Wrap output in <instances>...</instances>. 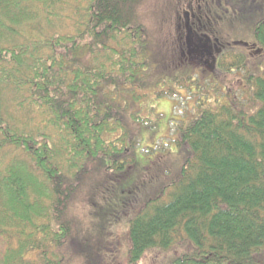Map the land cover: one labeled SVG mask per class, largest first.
Masks as SVG:
<instances>
[{"label": "trees", "instance_id": "obj_1", "mask_svg": "<svg viewBox=\"0 0 264 264\" xmlns=\"http://www.w3.org/2000/svg\"><path fill=\"white\" fill-rule=\"evenodd\" d=\"M142 2L0 0V264H71L75 254L98 264L81 249L105 219L80 238L76 202L96 195L104 178L125 195L124 182L141 173L137 160L153 166L136 154L131 128L149 122L139 112L148 92L166 97L178 93L160 89L167 81L178 91L189 85L153 52ZM224 2L237 11L235 21L254 27L256 49L245 57L213 42L215 72L241 73L245 96L238 100L214 80L216 95H202L191 119H171L169 136L151 131L161 149L155 161L167 137L182 157L168 166V179L155 167L150 182L159 190L151 199L129 198L115 211L117 220L131 214L126 264L148 252L163 255L160 264H264V0ZM196 23L191 33L203 30ZM137 177L134 190L145 186Z\"/></svg>", "mask_w": 264, "mask_h": 264}, {"label": "rangeland", "instance_id": "obj_2", "mask_svg": "<svg viewBox=\"0 0 264 264\" xmlns=\"http://www.w3.org/2000/svg\"><path fill=\"white\" fill-rule=\"evenodd\" d=\"M138 14L148 30L150 40L155 45L152 48L153 52L159 55V59H163V68H167V72L177 73L180 71L182 74L180 83L184 80L186 85H189V88L187 89L184 85H181L182 89L180 87V92L178 87L174 85L175 83L167 81L165 87L162 86L160 89L165 91L169 88L179 94L170 93L168 95L165 94L166 97H158L157 92L159 90L148 92V97L141 107L145 108V110H140L139 112L144 118H149V122L146 125L143 124L142 129L139 126H132L131 128L136 141L140 143L137 146L136 154L142 152L141 154L144 157H151L146 162H154V167L142 169L141 162L137 160L138 167L136 171H141V173H135L134 178L129 176L124 182L127 190L125 195H120V192H117L119 190L117 185L115 184L114 188L110 184L109 178H104L98 181L99 189H96L98 190L96 195L86 196L85 192L76 202L72 212L75 218L74 225L81 228L80 238H84L86 233L93 229L94 221L98 222L101 219L98 218L99 216L105 219V227L90 237V242L86 243L88 247L86 245L81 249V252L85 254L83 256H89V259H93L98 264H126L124 252L128 244L126 222L129 224L131 214L120 215L121 218L117 220L115 219V211H121L123 203L129 198H132L136 204L148 198L151 199L155 190H159V185L156 182L154 184L150 182L155 181L157 178L156 171L158 169H155V167L159 168L161 172L165 171L163 175L166 178L168 177V166L172 165L175 167L178 166L177 162L180 163L182 156L177 157V153L170 143L173 140L171 137H167V140L159 139L162 146L166 148L164 149L165 155L158 157L156 161L154 160V157L157 156L155 154H158L157 152L161 154V149L154 146L158 138L156 137L157 135L152 136L151 131L155 132L160 127L161 131L159 134L169 136L170 131L168 129L171 125L169 123L171 119H178L175 117L179 116L178 114L185 120L191 119L195 112L194 108L197 101L205 99L202 98V95L206 97L210 91L213 92L212 95H216L215 88L217 87L214 85V80L220 82L222 91H228V94L231 95L235 92L238 100L245 96L241 94L242 90H245L241 83V73L236 70L225 75L215 72L217 59L215 58L216 51L213 42H217L221 47L227 46L229 50L234 47L243 52L245 57L250 55L248 49H256L254 27H245L242 20L239 22L235 21L237 20L235 18L238 15L237 11H233L228 3H223V0H143L138 9ZM195 21L197 22L196 25L200 23L199 25L204 27L203 30L197 33H191L189 27ZM259 54L261 53L257 51L251 57L256 58ZM252 62L258 63L259 60L254 59ZM184 70H188L190 73L184 72ZM204 72H209L217 78H211V75H208L209 73L204 74ZM167 77H171V75ZM208 77L212 79L211 82L207 80ZM206 80L209 83L205 82ZM206 85H208V88L203 92V87ZM227 87L228 89L225 90ZM221 89H218V95L222 94ZM182 97H188V103L178 110L175 107V101L180 100ZM210 104L212 105V103ZM137 109L139 108L134 105L133 110L137 111ZM171 112L174 113V116L171 115ZM147 131L150 132L146 133ZM161 143L158 144L160 145ZM174 160H177V162H174ZM116 175L119 177L118 173H115ZM136 177L137 184L142 186L145 183V186L134 190L129 185ZM97 178L100 179V177ZM139 207L131 209V213L136 209L138 211ZM162 257L163 255L156 252H148L138 264H160L159 261H161ZM71 262V264L90 263L81 254L77 255V258L76 254L72 256Z\"/></svg>", "mask_w": 264, "mask_h": 264}, {"label": "flooded vegetation", "instance_id": "obj_3", "mask_svg": "<svg viewBox=\"0 0 264 264\" xmlns=\"http://www.w3.org/2000/svg\"><path fill=\"white\" fill-rule=\"evenodd\" d=\"M217 53H218V55H220V53H221V50H220V49H218Z\"/></svg>", "mask_w": 264, "mask_h": 264}]
</instances>
